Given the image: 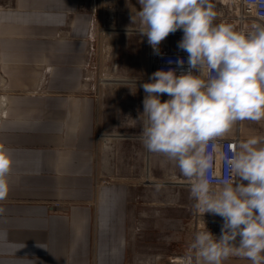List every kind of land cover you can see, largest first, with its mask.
<instances>
[{
  "label": "crops",
  "instance_id": "obj_1",
  "mask_svg": "<svg viewBox=\"0 0 264 264\" xmlns=\"http://www.w3.org/2000/svg\"><path fill=\"white\" fill-rule=\"evenodd\" d=\"M87 1L0 0V145L13 161L0 201V264H144L130 245L135 185L95 183L103 102L83 83L93 25ZM137 83L132 99L143 111L146 93ZM257 132L263 121L234 127L238 141ZM132 137L143 143L141 133ZM143 152L150 172L169 166L178 175L174 161L144 144ZM57 201L65 205L52 206ZM158 258L154 264H166ZM237 264L251 262L237 257Z\"/></svg>",
  "mask_w": 264,
  "mask_h": 264
},
{
  "label": "clouds",
  "instance_id": "obj_2",
  "mask_svg": "<svg viewBox=\"0 0 264 264\" xmlns=\"http://www.w3.org/2000/svg\"><path fill=\"white\" fill-rule=\"evenodd\" d=\"M138 2L132 20L154 54L177 30L183 32L177 46L188 53L186 68L184 59H170L175 69L157 70L141 84V139L149 152L176 163L201 216L223 219L219 238L206 228L195 233L184 264H224L230 257L264 264V136L234 141L230 154L221 142L239 122L264 121V23L247 32L216 24L212 0ZM163 94L169 98L162 102ZM12 163L0 145V201L9 193Z\"/></svg>",
  "mask_w": 264,
  "mask_h": 264
},
{
  "label": "rangeland",
  "instance_id": "obj_3",
  "mask_svg": "<svg viewBox=\"0 0 264 264\" xmlns=\"http://www.w3.org/2000/svg\"><path fill=\"white\" fill-rule=\"evenodd\" d=\"M83 7L93 14L83 83L87 91L96 90L103 102L95 183L125 180L135 185L130 203V245L139 261L154 264L160 257L158 261L165 263L170 255H189L197 210L187 185L190 181L180 171L178 175L170 174L174 167L152 165L150 172L143 158V143L132 137L141 133L140 121L144 117L139 121L143 111L137 110L131 91L139 87L137 82H150L153 58L148 57L147 37L138 33L140 25L132 20L141 5L138 0H88ZM72 20L69 16L68 28L63 29L66 33ZM44 76L46 85L47 75ZM127 134L130 139L123 140ZM227 136H234V128ZM169 181L185 187L162 184ZM224 264H237V257H230Z\"/></svg>",
  "mask_w": 264,
  "mask_h": 264
},
{
  "label": "built area",
  "instance_id": "obj_4",
  "mask_svg": "<svg viewBox=\"0 0 264 264\" xmlns=\"http://www.w3.org/2000/svg\"><path fill=\"white\" fill-rule=\"evenodd\" d=\"M212 3L215 5L214 10L217 12V18L214 21L216 24L221 22L231 23L237 31L247 32L251 29L253 23H264V21L260 19V17H264V0H260L259 5L257 4V0H212ZM182 36V30H177L175 33L169 34L159 45L160 55L154 54L152 47L148 44V57H150V55L154 57L152 73L160 69H175V63H168L170 59L176 61L177 58H182L185 60V68L187 67L188 53L180 50L177 46ZM177 74H180L179 71H177ZM194 74L198 73L194 72ZM234 141H238L237 136H226L221 141L223 150L230 154V145ZM216 171L218 174L223 173L224 166L222 161L217 160ZM187 185H190V183ZM64 205L65 203L61 201L52 203V206L55 207ZM194 222L195 233L206 228L216 238L220 237L223 224V219L220 216L211 213H205L201 216L196 210ZM186 256H188V254L170 255L166 264H184V258Z\"/></svg>",
  "mask_w": 264,
  "mask_h": 264
},
{
  "label": "bare ground",
  "instance_id": "obj_5",
  "mask_svg": "<svg viewBox=\"0 0 264 264\" xmlns=\"http://www.w3.org/2000/svg\"><path fill=\"white\" fill-rule=\"evenodd\" d=\"M154 57L152 58V62L150 64V76L152 74V67H153ZM151 163V162H150ZM167 169V168H166Z\"/></svg>",
  "mask_w": 264,
  "mask_h": 264
}]
</instances>
